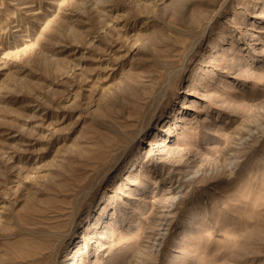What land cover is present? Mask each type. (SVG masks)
<instances>
[{
  "label": "rangeland",
  "instance_id": "1",
  "mask_svg": "<svg viewBox=\"0 0 264 264\" xmlns=\"http://www.w3.org/2000/svg\"><path fill=\"white\" fill-rule=\"evenodd\" d=\"M1 134L0 264H264V0H0Z\"/></svg>",
  "mask_w": 264,
  "mask_h": 264
},
{
  "label": "bare ground",
  "instance_id": "2",
  "mask_svg": "<svg viewBox=\"0 0 264 264\" xmlns=\"http://www.w3.org/2000/svg\"><path fill=\"white\" fill-rule=\"evenodd\" d=\"M204 16H201L200 14L199 15H196V16H192V17H189L188 19L185 17L182 18V21L183 24H184V28H182L180 30V33L181 34H186L188 32H191L192 30H194L195 27L198 26V24H200V21L202 20ZM203 34V33H201ZM204 35V34H203ZM202 36V35H201ZM200 38V37H199ZM181 42H183V47H186L188 46L189 44V40L188 38H184V39H181ZM191 46V45H190ZM185 48V49H186ZM0 136H3L2 134ZM79 236L78 234V231L77 230H74L73 232V238H77ZM76 257V254L74 253L73 250L69 251L64 257H62L58 262L57 264H72L73 260L75 259Z\"/></svg>",
  "mask_w": 264,
  "mask_h": 264
}]
</instances>
